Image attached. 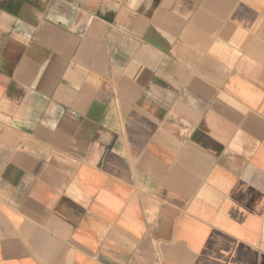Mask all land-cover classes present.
Wrapping results in <instances>:
<instances>
[{"label":"crops","instance_id":"0c3cea01","mask_svg":"<svg viewBox=\"0 0 264 264\" xmlns=\"http://www.w3.org/2000/svg\"><path fill=\"white\" fill-rule=\"evenodd\" d=\"M0 264H264V0H0Z\"/></svg>","mask_w":264,"mask_h":264}]
</instances>
